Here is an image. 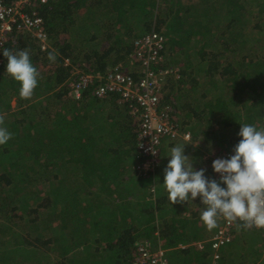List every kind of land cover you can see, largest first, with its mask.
Wrapping results in <instances>:
<instances>
[{
	"label": "trees",
	"instance_id": "trees-1",
	"mask_svg": "<svg viewBox=\"0 0 264 264\" xmlns=\"http://www.w3.org/2000/svg\"><path fill=\"white\" fill-rule=\"evenodd\" d=\"M197 1L47 0L34 10L49 41L46 50L29 34L9 36L3 50L28 49L39 76L32 97L21 98L20 84L7 73L1 51L0 115L13 137L0 145V264H134L138 246L145 242L150 249L164 250L165 256L173 251L171 264H187L196 255L208 264L211 251L195 244L211 238L217 227L209 230L202 222L205 206L199 197L176 204L165 190L156 197L158 166L156 176L146 177L150 190L146 187L139 199L146 201L145 220L135 214L130 200L120 216L109 204L95 205L96 185L119 180L132 161L134 166L138 124L115 95L118 108L107 121L120 118L123 124L116 128L117 119L108 127V140L92 136L83 142L79 115L84 110L89 117L98 98L88 87L75 104L67 103L68 83L81 73L101 75L119 66L134 77L133 43L156 31L164 38L159 67L167 70L158 87L161 106L169 107L178 131L189 132L207 153H234L240 124L264 127V0H202L201 14L192 17L190 4ZM0 2L9 5L13 0ZM52 50L58 53L55 62L47 58ZM48 100L59 105L51 118ZM197 145L193 150L199 154ZM207 178L214 180L213 173ZM191 203L202 210L190 207L185 213ZM49 216L67 233L77 222L81 226L89 221L87 231L93 236L83 235L70 248L66 244L55 258L46 226ZM236 227L264 238L261 228ZM236 239L233 232L230 243Z\"/></svg>",
	"mask_w": 264,
	"mask_h": 264
},
{
	"label": "built area",
	"instance_id": "built-area-1",
	"mask_svg": "<svg viewBox=\"0 0 264 264\" xmlns=\"http://www.w3.org/2000/svg\"><path fill=\"white\" fill-rule=\"evenodd\" d=\"M47 0H13L9 5L0 2V53L14 32L29 34L36 46L42 50L49 47L40 17L34 10ZM164 38L161 33L151 31L133 43L131 58L136 62L132 75L124 74L119 66L108 67L101 75L81 73L69 81V96L80 100L83 92L92 87V95L98 99L117 96L125 105L128 114L138 124L137 155L134 170L144 178H150L158 166L160 147L164 140L171 142L190 141L189 132H179L178 125L170 116L168 106H161L158 87L167 74V70L159 67L162 59ZM1 63V61H0ZM234 153H218L206 155L210 166L217 158L227 159ZM212 169V166H211ZM214 180L219 181V174L212 169ZM239 221H229L223 215L217 218V230L206 241L195 245L200 250L209 249L212 253L208 264H218L221 250L233 238V230ZM264 235V228H261ZM134 264H168L165 251L151 250L148 242L138 246Z\"/></svg>",
	"mask_w": 264,
	"mask_h": 264
},
{
	"label": "clouds",
	"instance_id": "clouds-1",
	"mask_svg": "<svg viewBox=\"0 0 264 264\" xmlns=\"http://www.w3.org/2000/svg\"><path fill=\"white\" fill-rule=\"evenodd\" d=\"M7 59V73L20 84L19 95L30 99L38 84L39 72L32 64L28 49L13 53L3 50ZM58 53L48 54L55 62ZM241 139L230 158H217L212 169L219 181L205 177V170H194L192 160L184 155V145L171 148L170 159L164 169V186L171 204L185 203L200 198L205 206L201 220L211 230L217 227V218L223 215L229 221H239L244 228H264V127L240 124ZM0 115V145L12 139ZM221 185H224L221 187Z\"/></svg>",
	"mask_w": 264,
	"mask_h": 264
},
{
	"label": "crops",
	"instance_id": "crops-1",
	"mask_svg": "<svg viewBox=\"0 0 264 264\" xmlns=\"http://www.w3.org/2000/svg\"><path fill=\"white\" fill-rule=\"evenodd\" d=\"M71 100H68V104L71 105L72 103L75 104V101L72 97H70ZM95 101L93 102L91 108L89 109V117L85 118V111L83 110V113L80 116L79 120V125H80V130H82V134L85 138V141L89 139V137H95L98 140L103 139L108 140V127L110 125H114L116 120L118 119V122L115 124L116 125H122L124 119L117 118L114 122L109 123L110 120L107 121V116L109 114H112L113 110H117V104L115 103L114 96H109L106 98L102 99H94ZM77 101V100H76ZM82 101V100H81ZM55 105L57 106L58 104L54 101ZM47 104V103H46ZM48 105V104H47ZM58 107V106H57ZM73 107V106H72ZM55 109V108H54ZM120 110V109H119ZM121 111V110H120ZM47 112H50L49 107ZM122 112V111H121ZM124 115V114H122ZM88 116V115H87ZM126 122L129 121V119H125ZM105 121V122H103ZM117 128V127H116ZM178 145H184L183 147V153L184 155L188 156L192 160V167L194 170H200L203 168L205 170V177L207 175L212 178V171L210 168L209 163L206 161H202V159L196 154L195 150L191 146H195L194 142L190 139V141H183V140H178V141H168L164 140L162 142V145L160 147V154H159V176H156V179L158 178V181L156 183L155 189H156V197L157 193H160L161 191L165 190V186L163 184L164 182V169L168 164V161L170 159V151L172 147L178 146ZM133 164L130 163V166ZM133 167V166H132ZM135 170L132 169L130 170V167L126 169V174L118 180L111 179L105 182H100L98 185H96V188L98 189L97 192L94 195V202L95 205L100 204L103 206L104 204H109L112 209H113V214L120 216L122 207L124 204L130 200V202L136 207V213L135 214H142L143 215V220H145V216L143 213L144 205L146 204V201H141L139 199H142V196L144 195V190L146 187L149 188L151 187V182L145 178V180H141L142 178ZM116 183H118L116 185ZM120 186V188H118ZM101 189V190H100ZM149 193V191H148ZM147 193L146 200L148 199V203L151 202V195ZM149 195V196H148ZM155 197V196H152ZM155 197V198H156ZM191 200H188L187 202H190ZM89 204V202L87 203ZM193 208L194 212H200L202 208L198 207L197 203H191L189 207L184 208V212H188L189 208ZM102 208V207H101ZM158 216V215H157ZM156 216V217H157ZM84 217V216H83ZM86 217V216H85ZM88 217V216H87ZM103 219H105L103 217ZM119 220V217L116 219ZM119 229V225L116 226ZM218 227V225H217ZM236 226L234 228V235L240 238L241 240L244 239V237L249 234L248 230H237L236 231ZM250 235V234H249ZM154 236L159 237V232L154 233ZM251 236V235H250ZM158 237L157 240H158ZM160 240V239H159ZM158 240V241H159ZM245 244V241H243ZM160 246V243H159ZM159 247H155L151 250H158ZM234 257V256H233ZM232 257V258H233ZM207 261H211V256L207 257ZM187 264H204L202 260L198 258L196 255L193 259H191Z\"/></svg>",
	"mask_w": 264,
	"mask_h": 264
},
{
	"label": "rangeland",
	"instance_id": "rangeland-1",
	"mask_svg": "<svg viewBox=\"0 0 264 264\" xmlns=\"http://www.w3.org/2000/svg\"><path fill=\"white\" fill-rule=\"evenodd\" d=\"M187 1L188 0H181V3L186 4ZM202 2H203L202 0H198L197 2L190 4L191 7L189 8V11L191 12L192 17H194L198 13L201 14V10L203 8V6L201 5ZM165 7H168V6H165ZM186 15H188L187 17H185L186 20L191 18L190 14L186 13ZM163 30H164V27H163ZM52 101L53 100L47 101L48 102L47 104H50V108H49V110L51 112L50 118L53 116L52 114H54L55 111L57 109H59V105H57L58 106L57 107L55 105V103H53ZM12 105H14V101H13ZM45 125H47V123ZM194 144L197 145V143H195V142H194ZM31 147L32 148L34 147V141H31ZM191 147L194 148L195 146H191ZM196 148H197V151L199 152V154H197V155L202 159V161H206L207 163H209L206 155L213 154V153L212 152L207 153L203 149L202 145H197ZM158 164H159V161H158ZM132 169H134V168L131 165L130 170H132ZM157 172H155L154 176H156ZM140 179L145 180V178H140ZM157 181H158V178L157 179L155 178L156 183H157ZM52 217L53 216H49L46 219V223H47L46 226H47V229L50 231L49 236H51V240H52L51 255L55 258L60 257V255H61V252H60L61 249L60 248L64 247L66 244L69 245V248H70L75 243H77V241L83 235L87 234V236L90 239L93 236L92 232L87 231L89 221L81 222V224H82L81 226L79 225L80 222H77V224H75V226H73L74 229L72 228L74 230V233H73V230H72V233L71 232L67 233V230H64L62 228L63 226L59 225L60 221H58V219H56L55 217L53 218V220H51ZM44 227H45V225H44ZM243 241H245V244H240V243H243ZM240 247H246V248L244 250H242V248H240ZM226 249H229V251H226ZM246 252H247V254H246ZM220 253H221V258L218 261V264H224L227 260H230V263H232V264H254V262H256V264H264V238L262 237L260 232H254L251 236L249 234H247V236L244 237L243 240H241L240 238L237 237V239L233 243H230L227 246H225L221 250ZM173 256H174L173 251H166V257L168 259L169 264H171V262H172L171 258ZM239 258H240V260H238ZM174 264H177V263L174 261Z\"/></svg>",
	"mask_w": 264,
	"mask_h": 264
}]
</instances>
